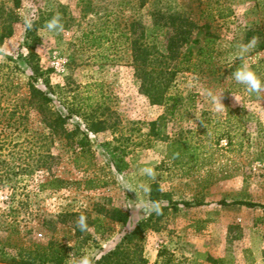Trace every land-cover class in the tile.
<instances>
[{
    "label": "rangeland",
    "instance_id": "obj_1",
    "mask_svg": "<svg viewBox=\"0 0 264 264\" xmlns=\"http://www.w3.org/2000/svg\"><path fill=\"white\" fill-rule=\"evenodd\" d=\"M156 12L197 23L182 53L202 46L204 24L215 38L212 69L177 75L170 114L140 92L130 51L142 31V43L164 50L167 30L154 24ZM17 13L0 46V264L60 251L63 264H95L117 249L109 264H264V209L217 205L264 206V93L249 94L230 77L243 63L264 80V0H21ZM55 16L62 29L49 32ZM29 19L38 25L26 41ZM253 40L240 61L238 45ZM35 63L33 85L51 100L43 108L29 92ZM54 111L69 117L67 133L87 135L83 152L66 135H51ZM229 129L232 145L222 137ZM178 139L198 147L193 161L166 158ZM52 178L67 187L43 188ZM90 180L100 187L88 189ZM153 197L162 212L145 215ZM115 209L128 214L125 225L111 219ZM81 215L86 231L77 226ZM140 224L138 236L123 240Z\"/></svg>",
    "mask_w": 264,
    "mask_h": 264
},
{
    "label": "trees",
    "instance_id": "obj_2",
    "mask_svg": "<svg viewBox=\"0 0 264 264\" xmlns=\"http://www.w3.org/2000/svg\"><path fill=\"white\" fill-rule=\"evenodd\" d=\"M86 3L88 0H81ZM140 1V0H139ZM141 3V2H140ZM139 3V4H140ZM141 3L140 5H142ZM139 5V7H140ZM21 7V0H12V6H7L5 1L0 0V46L3 42L10 38L13 34L14 25L19 22V15L17 10ZM222 18V15H219ZM154 24L160 26L163 29L167 30L166 43L164 45V50L161 51L158 49L155 43H142L141 40L144 37L143 31L139 32V36L132 38L130 44L132 65L134 69V74L137 79L140 81V92L152 103L157 105H162L168 114L170 110L172 111L177 96H171L170 92L174 88V82L177 75L181 71H196V68L201 69L205 66V69L213 68V53L215 38L210 32V27L208 24L202 25L200 28L205 30L204 39L202 46L193 53L192 51H187L182 53L183 45L188 41V38L191 36L192 32L198 28L197 23H195L189 17H184L178 14H160L154 13L152 15ZM37 22L33 21L31 28L26 29V41L31 40V36L37 29ZM140 27L138 23H134L129 31H132V34H135V31ZM30 57H34L33 54ZM256 67H254L255 69ZM32 78L29 84L30 96L37 100L38 107H44L47 102L51 100L47 95L35 87L33 82L37 80L40 76V70L37 63L31 66ZM53 94V90L50 89ZM172 103V104H171ZM171 106V107H170ZM171 108V109H170ZM78 111V109H77ZM229 113H234L230 111ZM49 121L46 122L47 127L49 128L51 135L54 137L61 138L63 135H66L71 140V144L75 149H80L84 151L89 146V139L87 135L80 132L77 129L76 133H67L65 126L68 120V116H63L60 112L54 111L49 117ZM97 123H94L90 130L96 132ZM227 141L228 145H232V133L225 131L222 135ZM219 139L216 141L218 145ZM198 147L191 144L187 139H178L169 141L166 147V158L171 161L174 165L181 164L182 162L188 163L193 161L196 156ZM94 183L93 180L87 182L89 187L88 189H97L100 185ZM68 182L59 179L52 178L48 180L42 187L52 190L60 191L66 188ZM105 183L101 185L104 186ZM157 199L153 197L152 202H155ZM157 202V201H156ZM184 207H189L190 203H181ZM201 202H198L197 205H201ZM177 204H173L175 206ZM219 206H241L247 209H264L263 205L246 202V201H233L226 202L220 201L217 203ZM111 219L114 222L125 225L128 221V214L121 210H113L110 214ZM142 225H137L130 233L126 234L123 240L127 241L136 236H138L142 229ZM56 256L53 259H48L45 254L37 253L32 256L31 254L20 255L18 261L16 259H11L15 264H63L64 256L62 251L56 252ZM121 255L119 249L114 252H110L101 256L95 264H109L111 260H118V257ZM143 262V261H142Z\"/></svg>",
    "mask_w": 264,
    "mask_h": 264
},
{
    "label": "clouds",
    "instance_id": "obj_3",
    "mask_svg": "<svg viewBox=\"0 0 264 264\" xmlns=\"http://www.w3.org/2000/svg\"><path fill=\"white\" fill-rule=\"evenodd\" d=\"M33 25V20L29 19L26 21V26L31 28ZM46 28L49 32H55L62 29V24L60 22L59 16L53 17L46 25ZM255 40L250 41L249 43H241L237 47V58L240 61H243L244 58L249 53L250 49L253 47ZM238 85L243 86L249 94H261L264 93V80H262L258 74L252 70L250 67L240 63L238 67L232 72L230 76ZM216 102L218 107H223L219 102V97H216ZM142 172L148 177L154 176V169L152 167H145L142 169ZM145 192H150V188L144 186L143 189ZM144 214L148 215L151 213H156L157 215L161 214L162 209L158 203L152 202L150 205L145 204L143 206ZM77 226L81 231H86L88 228L87 218L85 215H81L78 218ZM81 264H89L88 260L85 258L81 261Z\"/></svg>",
    "mask_w": 264,
    "mask_h": 264
}]
</instances>
